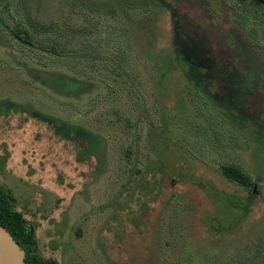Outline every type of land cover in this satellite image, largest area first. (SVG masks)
<instances>
[{"label": "rangeland", "instance_id": "obj_1", "mask_svg": "<svg viewBox=\"0 0 264 264\" xmlns=\"http://www.w3.org/2000/svg\"><path fill=\"white\" fill-rule=\"evenodd\" d=\"M231 1L0 0V184L40 256L264 264V11Z\"/></svg>", "mask_w": 264, "mask_h": 264}, {"label": "trees", "instance_id": "obj_2", "mask_svg": "<svg viewBox=\"0 0 264 264\" xmlns=\"http://www.w3.org/2000/svg\"><path fill=\"white\" fill-rule=\"evenodd\" d=\"M16 36L27 43H34L35 38L25 27H17L14 29ZM57 43L51 45L50 48L56 51ZM60 123V122H59ZM58 127V125H57ZM222 173L230 180L240 185L251 188L255 181L252 176L246 172L237 163L227 162L221 165ZM0 225L5 226L13 237L26 250V261L28 264H58L56 260L42 257L38 254V240L34 228H28L27 220L22 212L16 210L13 206V198L11 193L0 184Z\"/></svg>", "mask_w": 264, "mask_h": 264}, {"label": "water", "instance_id": "obj_3", "mask_svg": "<svg viewBox=\"0 0 264 264\" xmlns=\"http://www.w3.org/2000/svg\"><path fill=\"white\" fill-rule=\"evenodd\" d=\"M26 250L10 231L0 225V264H28Z\"/></svg>", "mask_w": 264, "mask_h": 264}, {"label": "flooded vegetation", "instance_id": "obj_4", "mask_svg": "<svg viewBox=\"0 0 264 264\" xmlns=\"http://www.w3.org/2000/svg\"><path fill=\"white\" fill-rule=\"evenodd\" d=\"M232 2H235V3H237V4H241L242 6V8L241 9H243L244 7L245 8H254L255 10H258L259 8H262L263 9V11H264V0H232L231 1V3ZM211 8V7H210ZM212 12V11H211ZM197 13L198 14H194V18H195V20H199L200 18V15H201V12H200V10L198 11L197 10ZM212 13H214V12H212ZM211 13V14H212ZM236 14L238 13H243L242 11L241 12H239V11H237V12H235ZM217 15L219 16V19H221L222 21L224 20L223 18H222V13H221V11H219V12H217ZM225 15V14H224ZM210 19V18H209ZM220 20V21H221ZM210 23L211 24H213V22L211 21V19H210ZM222 23V22H221ZM198 49H200V48H198ZM194 52H196V51H194Z\"/></svg>", "mask_w": 264, "mask_h": 264}]
</instances>
